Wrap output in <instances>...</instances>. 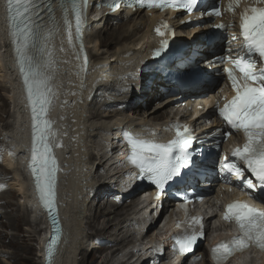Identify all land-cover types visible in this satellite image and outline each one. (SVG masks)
Masks as SVG:
<instances>
[{
  "label": "bare ground",
  "instance_id": "1",
  "mask_svg": "<svg viewBox=\"0 0 264 264\" xmlns=\"http://www.w3.org/2000/svg\"><path fill=\"white\" fill-rule=\"evenodd\" d=\"M110 21H113V24H109ZM151 21L147 13L130 11L109 13L105 19L103 18L99 21L105 23L104 29H106V32H104L109 35V37L105 38L106 36L102 32L98 33L96 31L99 35H95L94 31L92 32V28L97 24V21H95L93 15L89 17L86 28L87 46H89L92 40L96 42L94 41L95 45L91 48L85 46V50L88 53L86 68L81 46L76 43L73 32L72 42L69 43L67 27H64L58 17L48 21L45 30L41 33V36L44 38L50 33L47 41H45L47 46L44 51L46 60L51 61L46 74L51 77L50 84L56 97L51 96V100L53 103H57V106H59L57 109H59L61 115L58 118L60 123L52 129L54 136L51 137L57 141V150H59L62 158L60 200L68 225L63 245L57 253L53 264H80L78 256L83 255L85 257L84 252L86 248H92L93 246V249L99 250L97 254L103 255L108 250V253L112 254L110 257L106 256L102 258V264H134V260L140 256V258L136 259L137 264H150V261H153L154 264H170L166 256L141 261L143 257L149 254L148 251H145L146 247L143 246L146 242L145 238L155 233L158 230L157 227H143L142 230L139 229L138 234L142 235L139 247L137 246L138 240L135 243L132 242L133 240L129 241V243L135 244L137 248L143 246L142 254L129 253L123 258L120 256L119 248L113 251L110 250L111 246H118L126 242L132 236V227L138 224V219L128 217L127 213L129 210L126 207L124 208V204L129 205L127 208L133 209L131 211L135 213V216L140 215L136 202L137 191L135 193L126 192L122 186L124 175L121 170L122 168H120L121 151L118 148L119 144L113 145L112 141H115L117 137L119 138V133L123 130H131L138 134L139 137H143L141 133L145 131L149 133H154L156 130L173 132L176 130V125L197 127L199 133L204 138H207L211 134L208 131V127L204 125L205 120L202 119L186 123L184 121L177 123L171 120L156 127L159 122L170 118L169 112L174 107L173 104H171V107L165 104L164 106L163 104L160 106L159 104L155 110H148V108L144 110L142 108L145 107V103H141L140 101L138 105H141L142 108H138L137 112L139 110L143 112L142 115H139L141 119H139L140 117L138 119L134 117V115L138 114L134 112L135 110L130 114L132 106L136 105V101L133 104L131 98L141 89L142 86L139 81L145 75V73H141L142 75L136 78L137 70H143L147 63L141 67L142 62L145 60L149 62L150 57L154 56L155 50L160 47L161 43H157V41L152 39ZM119 23H123V25L119 27ZM185 29H187V25L175 22L169 29L171 34L165 38L167 41H180L185 45L181 60L175 64L179 70H183L185 66L197 60L201 54L205 53L206 47V43L201 41V36L205 34L206 28L196 29L191 33L188 32L185 36L186 40L177 39L179 36L182 37V31ZM112 46L114 47L112 48ZM48 52L51 53L50 57L47 55ZM91 61L92 64L90 63ZM218 64L212 68L201 69V71L215 76V73L210 74L209 70L219 68ZM150 81V83H147L145 89L147 103H151L153 99L164 97V93L162 92L164 84L161 76L157 72H154L151 75ZM0 82L10 91V97L8 96L9 99L7 98L8 102L1 106L0 111L2 113L8 104H11L12 107V112L9 111L7 123L4 122L5 126L1 127L3 131L0 134V146L4 147L5 144L6 146L3 171L0 172V188L4 183V177L8 173H12L14 180L7 187L9 188L6 191L7 195L11 191L13 193H11V196L18 195V197H22L24 205L32 213L30 223H36L37 226L38 222L39 225L44 222L45 230L43 236H40L43 247L47 240L46 233L49 226L45 220V213H41L37 208L38 200L33 183L30 180L29 174L25 173L29 158L31 130L28 100L20 84L10 41V31L1 4ZM203 94L207 96L208 93L203 92ZM178 100H180L179 97L175 99V101ZM168 101L171 102L174 99L170 98L169 100L168 98L166 102ZM179 104L182 107L184 102L180 101ZM131 115L133 116L130 117ZM150 123H154V125H150ZM218 128L222 129L221 126H218ZM99 135L100 137H106V140H100L102 148L100 151L95 152L96 149L92 145L95 146L94 139L98 138ZM102 159L105 161L103 165L107 163L105 169L103 165L101 166L100 160ZM100 169L101 174L97 178L98 170ZM120 177H122L121 180ZM106 180H109V184L115 183V185H110L109 187V185H106ZM4 195L0 193V203H4L3 198H6ZM116 195L122 201L116 204L109 202L110 206L108 209L111 210L106 209L105 205L103 209L100 207L102 210L99 209L97 211L99 213L97 217H101L103 220V229L100 232V236L99 234L95 236L87 234L85 230L86 226H92L96 220V215H94L89 222V218L92 216L91 213L96 212L93 209L92 202L95 203L102 197L100 200L104 198L108 199L109 196L115 198ZM234 198L235 196L232 192L220 190L216 194L215 200L219 203L225 199ZM24 205L19 207L20 212L24 209ZM215 207L218 208L219 205L216 204ZM118 208L125 210L117 211L119 210ZM166 210L163 211L164 214H166ZM12 211L10 208V213L8 214L11 216L14 215ZM149 213V216L154 215L152 207H150ZM22 216H24V212ZM149 218L146 219L147 222L152 220V218ZM127 223L130 224L127 225ZM158 223L159 220L155 224ZM113 227L116 229L115 235L110 236L108 239L102 236L106 233V230ZM136 234L134 232L133 235ZM5 242L9 244V242ZM125 246L127 245L125 244ZM198 252L200 253L201 250L199 249ZM40 253L43 263V249H41ZM254 255L256 261H260V264L264 263V255H260L259 253H254ZM0 256H3V254H0ZM156 260H158V263ZM199 264L209 263L207 260H203ZM230 264H239V261L238 259H234Z\"/></svg>",
  "mask_w": 264,
  "mask_h": 264
},
{
  "label": "snow or ice",
  "instance_id": "2",
  "mask_svg": "<svg viewBox=\"0 0 264 264\" xmlns=\"http://www.w3.org/2000/svg\"><path fill=\"white\" fill-rule=\"evenodd\" d=\"M35 0H6V19L11 30L12 43L15 45L17 62L23 77V84L27 93V100L31 110L32 121V149L31 171L35 177L36 189L43 207L48 210L53 225V236L48 247V255H52V246L57 243L60 229L54 215L55 208V171L56 161L51 155L52 145L49 138L54 136L51 130V121L46 115L51 104L52 89L49 81L51 77L44 69L51 65V61L43 63L37 61L31 54L35 47L37 32L32 23V7ZM120 0H113L112 7H118ZM240 0L230 3L228 11H234ZM140 7H145L146 0H136ZM257 5H264V0H255ZM87 0H61L58 5L63 14L64 24L67 26L69 43L72 42V24L69 13L74 14L75 30L80 37L84 23V13ZM129 6H132L129 4ZM147 6L162 8L165 6L180 7L191 12L197 6V0H147ZM48 11L55 19L54 9L49 6ZM208 15H220V10L213 7ZM38 27V26H36ZM165 27H167L165 25ZM222 28L224 25H216ZM240 29L243 36V48L246 53L235 59L229 57L234 69L239 76L234 74V69H226L235 95L219 109V115L231 126L232 129L243 131L245 143L242 148H237L234 155L243 160L248 170L259 184L253 180L245 181L249 190H259L264 193V68L256 69V61L252 59L257 54L264 60V7L245 6L240 15ZM158 35L164 37L166 33L156 29ZM50 33L45 36L47 41ZM235 38V37H234ZM167 40H161L160 47L155 50V55L160 56L167 47ZM45 43V49H46ZM83 45L81 43V51ZM47 55L50 57L51 53ZM87 57H84L86 68ZM255 85V86H253ZM176 136L166 144L133 138L128 136L131 154L128 161L139 168L140 173L146 174L162 192L165 185L182 175V170L193 163V153L189 151L194 137L185 125H176ZM182 129V130H181ZM179 149L182 155L174 156L173 150ZM226 171L237 177L243 176V170L235 163L223 162L221 165ZM225 220L235 221L239 235L228 242H221L212 249L216 264L224 262L236 251H242L250 246H256L264 251V208H257L243 201H236L227 205L224 212ZM193 224H200L199 218H192ZM202 234V233H200ZM197 240V233H188L176 238L178 250L185 253L191 250Z\"/></svg>",
  "mask_w": 264,
  "mask_h": 264
},
{
  "label": "rangeland",
  "instance_id": "3",
  "mask_svg": "<svg viewBox=\"0 0 264 264\" xmlns=\"http://www.w3.org/2000/svg\"><path fill=\"white\" fill-rule=\"evenodd\" d=\"M104 24L105 23L97 21V24L95 26H93V28H92V32L94 31L95 35L102 32L106 36L105 38L109 37V35L105 34L106 29H104ZM109 24H113V21H110ZM118 25L120 27L123 25V23L122 24L119 23ZM109 26H111V25H109ZM95 27L98 29H96ZM101 29H103V30L101 31ZM96 31L98 33H96ZM94 41L95 40H92L93 43L91 42L89 44V46H87V47H89V48L93 47L95 45V42H96V41L95 42ZM86 45H88L87 42H86ZM113 47L114 46H112V48ZM110 50H113V49H110ZM92 53H94V52L92 51ZM96 62H98V61H96ZM90 63L92 64V61ZM2 84L3 83L0 82V108H2L1 106H3L4 103L7 104V102H8L7 98H8V96L10 97V91L7 90V88H5L4 84L3 85ZM135 100H136V97H134V101ZM150 106L151 105H149L147 107L148 110H151V109L156 107V105L151 106V107ZM10 107H11V104H8L6 106V109H3L2 113L0 111V134H2V131H3L1 127L5 126V123H7V120H8L7 118H8V115L10 114L9 111L12 112L11 111L12 107L11 108ZM138 108H142L141 105H135L134 108L132 109V112L130 111V114H132L134 110H135L134 112H137ZM144 108H142V109H144ZM144 110H146V109H144ZM91 111L95 112L94 110H91ZM140 111L141 110H139V112H137L138 113L137 115H134L135 118L138 119L140 117L139 119H141V116H139V115H142L143 112H140ZM132 116L133 115H131L130 117H132ZM150 125H154V123H152V124L150 123ZM101 139L106 140V137H104V136L100 137V135H99L98 138L94 139L95 146L94 145H92V146L96 149L95 152L100 151V149L102 148L100 146V140ZM5 146H6V144H5ZM5 146L4 147L0 146V172L3 171L4 157H5ZM100 161L102 163L101 164V166H102L105 161L103 159ZM105 165H107V163H105ZM105 165H103L104 169H105ZM100 171H101V169L98 170L97 178L101 174ZM104 172H105V170H104ZM4 178H5L4 183H3L2 187L0 188V193L5 194L4 196H6V198L3 196L5 198V199L3 198L4 203H0V218L3 217L0 220V254H3V256H0V264H42V256L40 253L41 249H42V243H41L42 240H40V236H43V233L45 230V228H44L45 224H43L44 223L43 221H42L43 223H41L40 225L38 222L37 226H36V223L35 224L30 223V218H31L32 213L29 209H27L26 205H24V203H23L24 200L22 199V197H20V196L18 197V195L11 196L13 194L11 191H10V194L8 193V195H7L6 191L9 190V188H7V187H9L13 183V180H14L13 174L8 173L7 176ZM103 180L105 181V179H103ZM109 180H106V182H107L106 185H109V187H110V184L108 183ZM65 183H66V181H65ZM102 198H99L98 201H96V202L94 201L95 203L92 202L93 209L96 210V212L94 211L91 213L92 216H90L89 222L92 220L94 215H96V217H95L96 220H95V223L92 224V226H90V225L86 226L85 230H86L87 234H93L94 236L99 234V236H100V232L103 229V220L101 217L100 218L97 217L99 214L97 211L100 209V207L103 209V206L106 205L105 207H106V209H108L110 206L109 205L110 203L116 204V203L122 201V199L119 198V196H117V195L115 198L114 197L112 198L111 196H109L108 199L104 198L105 200L104 199L100 200ZM9 204H10V207H9ZM22 204L24 205V209L22 210V212H20L19 207L23 206ZM90 206L92 207V205H90ZM125 207H126V209L129 210L127 213L129 215L128 216L129 218L130 217L131 218H137V216L134 215L135 213L133 211H131L133 209L127 208V207H129L128 204H124V208ZM10 208H11V210H13L12 212L14 215H12V216L8 214V213H10ZM102 209H100V210H102ZM108 210H111V209H108ZM122 210H125V209L120 208L117 211H122ZM23 212H24V216H22ZM27 220L29 223L27 222ZM32 224L34 227L32 226ZM128 224H130V223H127V225ZM134 226L132 227V231H131V233L133 232L132 236L129 237L126 240V242L121 243L120 245H118L114 249H117V248L121 249L122 247H124L125 244H128L129 241L135 240V238H138V232H139L140 225L137 224L135 227ZM115 230H116L115 227L110 228V229L106 230V233H104V235H102V236H104L106 239H108L110 236L116 234ZM34 232H36V233H34ZM134 232L137 234L133 235ZM125 234H124V236H125ZM3 238H5V239H3ZM5 241L9 242V244H6ZM93 247L92 248L89 247L90 249L86 248V251L84 252L85 257H83V255L78 256V258H79L78 261H80V264H102V258H105L106 256H108V257L112 256L111 253H108L109 250L107 252L103 253V255H101L100 253L97 254V252L99 250L98 249L95 250V249H93ZM118 259H119V257H118ZM134 262H135L134 264L137 263L136 259ZM150 264H154L153 261H151Z\"/></svg>",
  "mask_w": 264,
  "mask_h": 264
},
{
  "label": "water",
  "instance_id": "4",
  "mask_svg": "<svg viewBox=\"0 0 264 264\" xmlns=\"http://www.w3.org/2000/svg\"><path fill=\"white\" fill-rule=\"evenodd\" d=\"M48 264H52V261H51V260H49Z\"/></svg>",
  "mask_w": 264,
  "mask_h": 264
}]
</instances>
